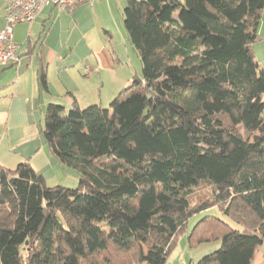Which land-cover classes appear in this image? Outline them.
<instances>
[{
  "label": "trees",
  "instance_id": "1",
  "mask_svg": "<svg viewBox=\"0 0 264 264\" xmlns=\"http://www.w3.org/2000/svg\"><path fill=\"white\" fill-rule=\"evenodd\" d=\"M263 9L127 0L141 75L108 108L48 104L43 136L80 173L77 189L49 187L29 161L0 165V264H165L213 208L244 229L206 216L221 246L197 264H252L264 245Z\"/></svg>",
  "mask_w": 264,
  "mask_h": 264
},
{
  "label": "crops",
  "instance_id": "2",
  "mask_svg": "<svg viewBox=\"0 0 264 264\" xmlns=\"http://www.w3.org/2000/svg\"><path fill=\"white\" fill-rule=\"evenodd\" d=\"M126 4L127 0H82L65 9L49 6L32 22L15 27L19 61L0 67V165L15 169L29 161L47 184L52 179L66 185L58 179L66 170L42 133L46 109L64 96L65 106L61 105L67 110L74 100L81 108L97 104L100 88L107 87L108 94L117 97L141 75L123 30ZM5 8L6 0H0V31L5 28ZM259 34L253 50L264 73V9ZM44 74L48 90L42 86ZM252 264H264V245Z\"/></svg>",
  "mask_w": 264,
  "mask_h": 264
},
{
  "label": "rangeland",
  "instance_id": "3",
  "mask_svg": "<svg viewBox=\"0 0 264 264\" xmlns=\"http://www.w3.org/2000/svg\"><path fill=\"white\" fill-rule=\"evenodd\" d=\"M123 30L124 32H126L124 24H123ZM115 34L118 37H120L119 32ZM124 34H127V33H124ZM131 51H132L131 52L132 63L134 66H137L138 69L141 71L142 67H141L139 56L134 51L133 48H131ZM108 91L109 90L107 87L103 91L100 88L97 94V99H98L97 105H100L101 99H103V103H104L103 107L105 108L109 107L110 103L116 97H113L111 94L109 95ZM65 98L66 96L62 98L59 97L57 100L60 102H57V103L64 105ZM42 120L44 121V115L42 116ZM64 168L66 170V173L62 175V178L59 177L58 179L66 183V185H63V186L69 187L71 189H77L80 186V173L75 169H70L65 166ZM55 183L56 182L51 179L47 185L49 187H54V186H57ZM204 188L206 187L202 185L200 188L197 189L196 194L198 195V193L200 192H202V194L204 193L206 194L207 191H204L205 190ZM208 194L209 192H207V195ZM206 216H216L219 218H223L234 229H238L241 231L244 229L242 226L233 223L229 218L228 219L227 217L224 218L218 208H213V209L204 211L200 215H197L195 218H193L188 223L186 230L178 238L176 247L165 264H197L205 255L213 253L220 248L221 246L220 240L216 239V237L215 238L212 237V231L214 230V228H212L213 222H211L208 218L205 219Z\"/></svg>",
  "mask_w": 264,
  "mask_h": 264
},
{
  "label": "built area",
  "instance_id": "4",
  "mask_svg": "<svg viewBox=\"0 0 264 264\" xmlns=\"http://www.w3.org/2000/svg\"><path fill=\"white\" fill-rule=\"evenodd\" d=\"M82 0H6L5 28L0 31V67L19 61V45L14 40V30L19 24L30 23L46 7L65 9Z\"/></svg>",
  "mask_w": 264,
  "mask_h": 264
}]
</instances>
